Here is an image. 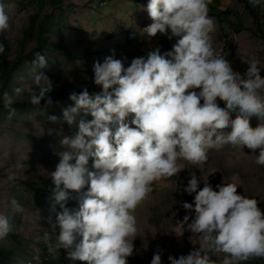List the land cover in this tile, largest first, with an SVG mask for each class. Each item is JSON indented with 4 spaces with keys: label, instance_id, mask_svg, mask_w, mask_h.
<instances>
[{
    "label": "clouds",
    "instance_id": "clouds-1",
    "mask_svg": "<svg viewBox=\"0 0 264 264\" xmlns=\"http://www.w3.org/2000/svg\"><path fill=\"white\" fill-rule=\"evenodd\" d=\"M210 3L149 0L146 10L153 22L143 32L151 38L157 34L178 38L172 50L162 55L157 48L146 57L134 58L128 67L120 59L107 57L93 69L94 83L102 87L103 94L90 95L86 87L79 94H70L74 106L64 110L63 119L78 131L61 140L67 150L60 153V162L51 173L54 199L63 212L44 233L50 254L65 249L69 259L83 264H128L138 233L136 209L154 184L182 171L180 161L201 166L210 149L232 145L253 153L259 150L255 163L264 166L261 61L249 58L241 75L215 50L212 34L216 25L209 16ZM249 3L264 8V0ZM6 7L0 0V34L9 28ZM5 52L6 46L0 42V55ZM35 57L36 89L29 102L40 107L45 101L49 106L54 85L36 72L37 67H46L45 57L39 52ZM22 95L20 87L13 94L0 93L9 118L16 114L13 96ZM88 115L91 120L85 119ZM129 117L135 127L127 122ZM252 117L259 120L255 128L250 124ZM49 119L58 121L56 116ZM199 182L192 174L184 189L189 195L195 193L194 206L183 204L195 215H186L180 223L197 238L199 246L179 258L169 255V264H215L212 255L219 254L223 255L221 264L264 259V211L259 202L238 194L235 177L217 185L218 190H213L208 179L202 189ZM85 187L79 209L69 211L65 203L70 192L81 193ZM11 203L22 211L16 200ZM10 231L8 218L0 215V239ZM36 260L39 264V257ZM151 264H162L159 250Z\"/></svg>",
    "mask_w": 264,
    "mask_h": 264
},
{
    "label": "rangeland",
    "instance_id": "rangeland-1",
    "mask_svg": "<svg viewBox=\"0 0 264 264\" xmlns=\"http://www.w3.org/2000/svg\"><path fill=\"white\" fill-rule=\"evenodd\" d=\"M4 3L9 28L0 34V42L6 46L5 54L0 55V93L13 94L20 87L23 95L13 96L16 114L11 118L0 102V215L7 217L11 225L8 236L0 239V264H37L36 257L39 264H83L69 259L65 249L50 254L44 241V233L63 212L55 202L56 186L51 178L60 162V153L67 150L61 140L78 131V127L69 126L63 119L64 110L74 106L70 94H79L85 87L90 95L103 94L102 87L94 83L96 62L102 64L111 56L128 67L134 58L146 57L157 48L163 55L162 40L173 46L178 38L169 39L162 34L151 38L143 32L153 22L146 10L149 0H4ZM208 7L216 25L212 34L215 50L219 53L223 48L222 56L241 75L247 70L249 58H258L264 77V8L253 7L249 0H211ZM40 26L44 27L45 45L39 43ZM36 52L46 60V67H37L36 72L43 73L54 85L49 94L53 103L49 106L45 101L40 107L29 102L31 92L36 89L33 83ZM218 103L225 106L222 101ZM51 116L58 117V121L52 122ZM232 118L235 119V114ZM85 119L92 117L88 115ZM127 122L135 127L131 125V117ZM250 124L255 128L258 118L252 117ZM258 154L259 150L253 153L247 147L226 145L220 150L210 149L201 166L180 161L182 171L154 184L148 198L136 209L138 233L128 264H151L158 250L162 264H169V255L179 258L198 248L197 238L186 231V225L180 224L186 215L193 218L195 215L183 208L184 203L194 206L195 193L189 195L184 191L192 174L200 179V189L208 179L213 190L235 177L238 194L256 199L264 211V166L255 163ZM92 164L90 158V169ZM84 189L87 191V187ZM84 189L81 193L70 192L71 198L65 203L69 211L79 209ZM12 200L18 202L22 211L13 208ZM212 259L221 264L223 255H212Z\"/></svg>",
    "mask_w": 264,
    "mask_h": 264
},
{
    "label": "trees",
    "instance_id": "trees-1",
    "mask_svg": "<svg viewBox=\"0 0 264 264\" xmlns=\"http://www.w3.org/2000/svg\"><path fill=\"white\" fill-rule=\"evenodd\" d=\"M44 27L40 26V33H39V43L41 45H45L46 40L44 38ZM161 48L163 51V54L169 52L172 50L173 46L168 42L167 40H162ZM2 112V104H0V114ZM84 192H86V189H84ZM244 264H264V259H252L247 262H244Z\"/></svg>",
    "mask_w": 264,
    "mask_h": 264
},
{
    "label": "built area",
    "instance_id": "built-area-1",
    "mask_svg": "<svg viewBox=\"0 0 264 264\" xmlns=\"http://www.w3.org/2000/svg\"><path fill=\"white\" fill-rule=\"evenodd\" d=\"M223 50H224L223 48H221V49H220V52H219V54H220L221 56H222V54H221V53H222V51H223ZM223 57H224V56H223Z\"/></svg>",
    "mask_w": 264,
    "mask_h": 264
}]
</instances>
